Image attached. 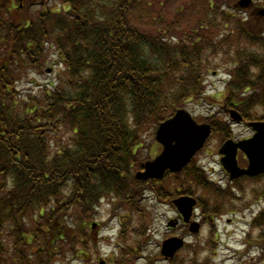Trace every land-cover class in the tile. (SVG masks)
Wrapping results in <instances>:
<instances>
[{"label": "trees", "instance_id": "obj_1", "mask_svg": "<svg viewBox=\"0 0 264 264\" xmlns=\"http://www.w3.org/2000/svg\"><path fill=\"white\" fill-rule=\"evenodd\" d=\"M57 1L60 9L27 22L24 10L45 0H0L8 16L0 19L7 33L0 38V264L85 261L95 241L92 219L104 202L147 223L139 212L148 193L170 202L155 182L135 177L147 158V134L177 109L204 99L207 76L219 67L210 55L215 41L197 30L137 26L134 9L144 0ZM233 1L209 0L238 44L247 40L228 63L224 96L247 119H264V51L257 47H264V21L221 5L229 9ZM48 50L61 70L22 95L21 69L40 65ZM187 171L191 183L214 196L225 192L194 163ZM258 194L264 199V187ZM255 225L264 227V209Z\"/></svg>", "mask_w": 264, "mask_h": 264}, {"label": "rangeland", "instance_id": "obj_2", "mask_svg": "<svg viewBox=\"0 0 264 264\" xmlns=\"http://www.w3.org/2000/svg\"><path fill=\"white\" fill-rule=\"evenodd\" d=\"M61 5L62 3L59 1L45 0L40 6L36 5L29 8L28 11L25 10V20L28 22V19H37L40 11L51 8L57 10ZM221 5L229 12L244 16V12L241 10H234L233 7L228 9L227 5ZM133 14L136 24H140L137 26L152 30L159 26L165 28L173 25L179 30H197L198 34L201 33L208 40L215 41L213 43L215 47L212 45L210 55L213 61H216V57L219 58V67L211 70L212 72L210 71L207 76L206 97L208 98L194 100L187 103L184 108L202 122L215 119L218 125H225L226 127L219 128L221 129L219 132L223 129L229 130L231 127L234 129L232 136L233 134L237 138L250 136L252 131L246 122L238 125L230 124L232 121L229 115L223 111L222 102L220 103L223 100L226 83L230 79V64L228 63L237 59L236 49L245 44L247 40L238 44L236 33H232L233 27H230L231 25L224 26L226 24L223 15L219 14L217 17L213 13L209 7V0H144L143 3L135 7ZM6 18L8 16L0 12V19ZM254 20L245 21V26L250 29L254 28ZM200 22L205 25H198ZM6 39L7 33H4L1 40ZM217 40H221V42L216 44ZM257 47L264 51L262 45ZM1 51L0 49V53ZM43 58L40 65L34 64L29 68V71L21 69L22 76H17L18 90L22 95L32 89L36 92L38 84L43 86L48 84L54 74L56 75V72L61 70V65L54 64L55 53L53 51L48 50ZM13 61L14 58L10 60V62ZM48 69H52V71L48 72ZM249 93L246 92L245 97ZM260 95L264 96L262 88ZM210 96H213L214 99H211ZM150 131L151 134H147L146 147L143 148L142 153L143 157L148 156L147 159L161 150V146L155 140L156 129ZM226 138V133L225 135L223 133L213 135L195 159L196 164L211 170L210 176L216 183L214 185L225 189L224 193L214 196L210 189L205 190L196 183H191L187 179L189 176L187 173L179 174L175 178L178 185H184L185 190L191 189L189 192L193 194L192 196L201 200V205L207 212V222L202 232L194 235V238H189L190 244L180 253L179 262L174 264H264V227L256 225L251 227L249 220L251 216L254 217V213L258 212L259 207L264 205V202L259 204L257 201L258 190L264 187V178L259 181L241 180L232 184L229 182L226 172L220 167L218 156L219 147ZM168 184L169 187H176L174 179L170 180ZM233 185H236V190L231 189ZM144 203L146 205L142 206L143 211L139 214L145 216L144 218L148 221L145 224L138 222L136 216H125L133 213H125L124 209L113 211L108 203H102L97 210L96 217L92 219L100 226L94 230L90 229V233L94 234L95 241L90 240L89 248L84 255L86 260L78 261L73 257L65 264H99L101 260L109 264H121L120 258L128 259L127 264H147L149 258L157 259L162 240L167 234L168 218L175 213L170 205L155 201L150 193L146 196ZM251 204L253 211L252 209L247 210ZM120 219L123 220L122 225ZM247 228L249 231H245ZM108 237L111 238L108 239ZM248 240L251 244H248ZM95 246L99 247L98 251L94 250ZM134 255H137L138 258L133 259ZM154 260L153 264H170L162 258L159 261L158 259Z\"/></svg>", "mask_w": 264, "mask_h": 264}, {"label": "water", "instance_id": "obj_3", "mask_svg": "<svg viewBox=\"0 0 264 264\" xmlns=\"http://www.w3.org/2000/svg\"><path fill=\"white\" fill-rule=\"evenodd\" d=\"M249 0H242L241 5H246ZM264 13V9H262ZM233 120L241 122L243 117L237 110H231ZM255 131L253 137L234 142L227 141L220 152L224 154L223 166L231 173L232 178L242 175H254L264 171V121L249 122ZM212 131L210 124H199L185 109H179L175 115L161 123L157 129L156 139L163 145L162 152L154 159L144 164V170L136 173L138 179L162 178L167 169L173 172L181 171L195 154L204 147ZM241 149L247 155L250 165L247 169L239 167L237 152ZM185 218L190 221L193 207L197 201L193 197L183 196L174 201ZM199 225L192 223L191 231L197 232ZM183 245V240L171 238L163 243L162 253L172 256Z\"/></svg>", "mask_w": 264, "mask_h": 264}, {"label": "flooded vegetation", "instance_id": "obj_4", "mask_svg": "<svg viewBox=\"0 0 264 264\" xmlns=\"http://www.w3.org/2000/svg\"><path fill=\"white\" fill-rule=\"evenodd\" d=\"M255 8H258V7L255 6ZM257 12H258V15H259L257 17L258 20L260 22H263L264 21L263 14H260L259 11H256V14H257ZM260 16L262 17V20L260 19ZM223 107H224V110H226V111H228L230 109V107H228L226 105H224ZM238 159H239V164L241 165V167H247L249 162H248L247 157L245 156V154L243 152H241V151L238 152ZM166 179L168 180L169 176ZM233 183H235V182H233ZM161 190H163L165 192V196L166 197L167 196L170 197V201H173L174 198L179 196L180 188L178 187L175 190L171 191L167 187H164V188L161 187ZM174 213H175V215L171 216L168 219V221H167V225H168V226L166 225L167 234H166V237L164 238V240L169 238V237L185 238L189 234L190 225L183 221V218H182L181 214L177 211V209L174 210ZM169 220H174L173 222H171V225H170L172 227H170L169 224H168ZM192 220H196V218H193ZM198 221L200 222L201 226L204 225V222L201 219H199ZM173 227H175V228H173ZM173 259H171V260L173 261Z\"/></svg>", "mask_w": 264, "mask_h": 264}]
</instances>
